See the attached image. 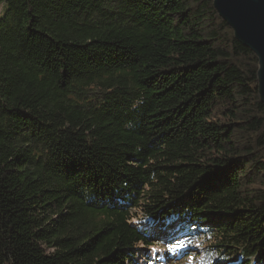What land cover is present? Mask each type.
Returning a JSON list of instances; mask_svg holds the SVG:
<instances>
[{
	"label": "trees",
	"instance_id": "trees-1",
	"mask_svg": "<svg viewBox=\"0 0 264 264\" xmlns=\"http://www.w3.org/2000/svg\"><path fill=\"white\" fill-rule=\"evenodd\" d=\"M258 69L214 0H0V264H264Z\"/></svg>",
	"mask_w": 264,
	"mask_h": 264
},
{
	"label": "water",
	"instance_id": "water-1",
	"mask_svg": "<svg viewBox=\"0 0 264 264\" xmlns=\"http://www.w3.org/2000/svg\"><path fill=\"white\" fill-rule=\"evenodd\" d=\"M214 6L236 38L257 54L259 91L264 102V0H214Z\"/></svg>",
	"mask_w": 264,
	"mask_h": 264
},
{
	"label": "rangeland",
	"instance_id": "rangeland-1",
	"mask_svg": "<svg viewBox=\"0 0 264 264\" xmlns=\"http://www.w3.org/2000/svg\"><path fill=\"white\" fill-rule=\"evenodd\" d=\"M180 245H183L184 247H182V248H180V247H177V248H175L177 251H178V253L179 254H182V252H184V250L187 248V246L189 245L188 244V242H183V243H181ZM171 253H173V252H171ZM181 256V255H180ZM182 258V257H181ZM190 260H191V264H200L199 262V259H190L189 258V263H190ZM242 260V258H239L238 259V261L237 262H239V261H241ZM237 262H235V263H237ZM257 262V259L256 258H253V262H252V264H254V263H256ZM227 264H233V263H227Z\"/></svg>",
	"mask_w": 264,
	"mask_h": 264
},
{
	"label": "snow or ice",
	"instance_id": "snow-or-ice-1",
	"mask_svg": "<svg viewBox=\"0 0 264 264\" xmlns=\"http://www.w3.org/2000/svg\"><path fill=\"white\" fill-rule=\"evenodd\" d=\"M177 247L182 248V247H184V246H183V245H176V244H173L169 250L171 251V250H173V249H175V248H177ZM158 251H161V249H158V248H156V247H154V246L151 247V252H152L153 254H155V253L158 252ZM190 264H191V260H190Z\"/></svg>",
	"mask_w": 264,
	"mask_h": 264
}]
</instances>
